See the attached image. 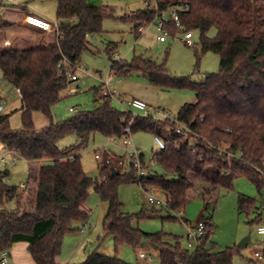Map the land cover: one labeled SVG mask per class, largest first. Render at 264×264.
Instances as JSON below:
<instances>
[{
    "label": "trees",
    "instance_id": "trees-1",
    "mask_svg": "<svg viewBox=\"0 0 264 264\" xmlns=\"http://www.w3.org/2000/svg\"><path fill=\"white\" fill-rule=\"evenodd\" d=\"M147 4L116 16L111 6L58 0L56 16L62 38L55 35L54 42L28 49L1 47L3 78L21 92V108L13 113L21 112L22 125L15 129L10 117L0 116V144L29 162L45 163L39 171L30 168L29 180L22 189L5 182L10 173L7 167L0 171V254L26 242L36 264H59L66 233L75 231L77 222L89 219L86 203L94 188L101 201L108 204L103 232L114 237L117 249L123 245L152 248L160 264H233L239 247L217 250L211 242L214 226L206 221L205 234L193 252L185 250L178 237L169 242L166 234H146L134 227V218L146 214H125L118 190L121 184L130 182L145 189L156 187L164 194L167 207L178 211L186 207L194 190L206 201L207 209L209 198L219 189L233 190L234 181L240 177L250 180L259 191L264 188V0H147ZM178 5H188L189 10L180 13L183 30L167 24L170 36L199 32L198 56L217 54V73L196 81L190 76H174L164 63L150 58L115 60L114 43L108 44L106 52L116 77L126 79L138 74L161 89L192 90L196 101L181 106L176 117L189 132L178 135L171 118L134 116L109 98L93 110L78 112L64 121L54 120L53 108L67 85V78L60 74L61 63L66 59L68 69L79 68L83 53L90 49V38L103 32L106 19L133 23L139 37L142 28ZM3 25L8 23L0 15ZM213 29L216 35L211 38ZM36 114L48 120L42 129L35 125ZM130 123L132 134L152 133L165 141L166 148L154 155L159 171L150 168L148 177L139 180L130 165L129 170L125 166L116 168L113 175L115 165L102 162L99 178L88 177L77 152L87 148L97 134L121 139ZM71 135L76 136L77 143L60 148V140ZM255 207V199L240 195V211L249 215ZM144 239L148 244L141 246ZM79 264L132 263L95 251Z\"/></svg>",
    "mask_w": 264,
    "mask_h": 264
},
{
    "label": "rangeland",
    "instance_id": "rangeland-1",
    "mask_svg": "<svg viewBox=\"0 0 264 264\" xmlns=\"http://www.w3.org/2000/svg\"><path fill=\"white\" fill-rule=\"evenodd\" d=\"M89 1L99 6L113 7L116 16L130 14L148 5L147 0ZM152 3V6H155L154 1ZM33 4L37 9L47 13L46 19L57 20V0H33ZM155 22L147 25L142 34L137 37L133 23L106 19L103 22V32L90 38V49L83 53L79 70H75V73L78 72L80 81L75 82L73 87L78 86V92L73 95H68L67 90L62 92L61 101L53 108L54 120L64 121L72 117L74 114L69 112L70 108H77L81 112L93 110L99 106L100 88L107 80L109 85L116 88L124 97L137 98L147 102L156 112L161 113V118H176L181 106L186 103H194L196 95L192 90L161 89L151 85L142 75L134 74L126 79L112 75L109 80V74H112L111 61L106 52L109 43L116 45V49L112 53L113 59L130 62L135 56L150 58L158 63H164L167 70L174 76H190L199 81L207 74L219 71L220 57L217 54L209 52L199 58V32L194 31L193 42L196 43L194 47H187L181 41L182 33L177 34L174 38H168L166 42H160L157 39L159 33ZM10 33L14 34L12 31ZM15 33L17 32L15 31ZM52 34L43 33L38 38L48 40ZM215 35L216 30H211L209 36L213 38ZM0 98V105L5 109H11V113L20 110L19 94L3 78L1 68ZM114 104L124 110L122 106L115 102ZM10 121L13 128L20 129L22 125L20 111L13 113ZM34 121L37 129H42L48 124V120L42 114H36ZM131 139L145 162L154 170L159 171L160 168L154 159V155L159 151L155 135L138 132L133 134ZM76 143V136L71 135L60 140L59 146L66 148ZM103 150L106 151L103 154L104 160L109 153L115 155L116 159L111 161L115 165L114 169H120L118 161L119 157H123L127 161L125 169L129 170V160L125 156L121 140L114 141V139L97 134L90 140L87 148L77 152L81 155L83 171L88 177L99 178L101 160L97 159L96 155L97 153L101 154ZM36 165V163L30 164L29 161L21 159L15 166H8L10 173L5 178V182L22 189L29 180L30 168H34ZM5 169L6 167L0 164V171ZM118 193L125 214L135 216L146 214V216L134 218L133 221V226L146 234H166L169 242H173V238L178 237L183 248L193 252V248H189L188 229L196 226L200 221H206L214 226L211 242L217 245V250L222 251L229 247L243 246L239 247L236 252L233 264H261L255 260L254 254L256 252L264 253V245L261 244L263 238L257 233L258 223L251 221L262 218L264 223V188L259 191L256 185L246 178H237L234 181L233 190L219 189L214 197L208 199L207 202H210V205L207 209L206 201L198 190L189 193L186 207L178 211H172L167 207L164 194L156 187H151L146 191L137 182L123 183L120 185ZM151 195L163 200V203L155 206L150 204L148 197ZM240 195L256 200V207L249 215L239 209ZM86 210L89 212L88 221L92 227L86 234H81L79 229L83 226V222H77L76 230L66 233L64 237L61 248L62 258H67L70 264L82 263L95 251L109 257H118L132 264L138 262L144 264L145 262L141 261L138 255L141 251H146L153 258L150 264H160L159 255L154 249H134L129 245H123L117 249L114 237L104 235L103 220L108 210V204L101 201L94 188L90 189ZM246 239H249V242L245 245L243 241Z\"/></svg>",
    "mask_w": 264,
    "mask_h": 264
},
{
    "label": "built area",
    "instance_id": "built-area-1",
    "mask_svg": "<svg viewBox=\"0 0 264 264\" xmlns=\"http://www.w3.org/2000/svg\"><path fill=\"white\" fill-rule=\"evenodd\" d=\"M189 10L188 5H178L170 10H168L166 13L161 14L159 17H157L155 25L158 31L157 39L160 42H166L168 38H170V33L167 29V24L169 22L173 23L178 30H183V26L181 24L180 20V13L181 12H187ZM154 23V22H153ZM25 24L31 27H34L36 29H39L43 32L47 33H54L57 37L62 38L61 35H59V28H60V22L58 20L50 21L48 19L30 14L25 17ZM145 29L142 28L140 31L143 32ZM194 37V31H187L182 32V37L180 38L181 41L187 46V47H194L195 42H193ZM118 58V56H117ZM61 69L60 74L64 75L67 78V85L65 90H67L68 95H73L78 92L79 87H73V84L75 82L80 81V77L78 76V72L75 73L74 70L68 69V61L66 59L63 60L61 63ZM79 70V68H76ZM75 69V70H76ZM112 73V72H111ZM112 74H109V80L112 78ZM16 91L19 94L20 100H21V92L19 89H16ZM101 94L99 96L100 103L103 102L105 99H111L113 102L117 103L118 105L122 106L124 110L133 112L134 116H143V117H153L154 119H165L161 118V113L156 112L155 109L150 106L147 102L137 99V98H126L123 95L120 94V92L116 88H112L108 80L105 82L101 88H100ZM11 109H5L3 106L0 105V116L3 117H11L13 112L11 113ZM70 113L76 114L79 112L77 108H70ZM172 121L175 123L176 128L175 132L176 134L180 135L184 130H187L189 132V129L187 126L181 124L177 121V118H171ZM131 123L128 125V127L124 130V135L121 139L123 151L125 152V156L129 160V165L132 168L134 175L137 179H142L144 177H148L149 170L151 168L150 165H148L142 155L139 154L138 149L134 146L132 141V132L130 129ZM187 135V134H186ZM113 139V138H112ZM116 139H114L115 141ZM187 140V137L184 138V141ZM155 141L158 145V153L162 152L166 148L165 141L160 137H155ZM106 151L103 150L101 154L97 153L96 158L101 160L102 162H106L108 164L111 163V161L115 158V155L113 153H109L107 158L104 160L103 154ZM120 160L118 161V165L120 167L125 166L126 159L123 157H119ZM23 157L21 154L15 150H7L2 144H0V164L8 167V166H15ZM155 161L156 158L154 157ZM149 187L146 189V191L150 190ZM148 201L152 205H161L163 203V200L157 199L156 196L151 195L148 197ZM167 204V202H166ZM92 227V224L87 220L83 222V226L79 229L81 234H86L87 231ZM257 233L259 236L264 238V225H258L257 226ZM205 234V222L200 221L196 226L188 229V240H189V248H193L195 251L197 247L199 246L200 240L203 238ZM139 259L145 264H150L153 260L152 256L146 253L145 251H141L139 253ZM254 258L257 262H264V253H258L256 252L254 254ZM0 264H9V252H4L0 256Z\"/></svg>",
    "mask_w": 264,
    "mask_h": 264
},
{
    "label": "crops",
    "instance_id": "crops-1",
    "mask_svg": "<svg viewBox=\"0 0 264 264\" xmlns=\"http://www.w3.org/2000/svg\"><path fill=\"white\" fill-rule=\"evenodd\" d=\"M92 6H99L87 0ZM58 3V0H57ZM34 11V12H33ZM41 14L38 15L37 13ZM36 15L46 19V14L40 9H37L33 0H0V15L8 25L0 26V46L12 45L19 49H28L35 47L39 44L48 45L55 41V34L53 33L48 40L38 38L41 34H48L34 27L25 24V17L27 15ZM14 34H11L10 32ZM15 31L17 33H15ZM16 90V89H15ZM124 94L127 92L122 91ZM141 97V96H140ZM142 98V97H141ZM143 99V98H142ZM100 102V100H99ZM21 113V112H20ZM30 164L36 163V169L39 171L43 166V161L29 162ZM252 222V221H251ZM258 225H264L263 219L257 220ZM263 238V237H262ZM264 245V238L261 241ZM62 253L58 258L59 264H70L67 258H62ZM160 261V260H159ZM264 264V262H260ZM9 264H36L29 252V244L26 242L16 243L11 250H9ZM137 264H140L139 262ZM145 264V263H144Z\"/></svg>",
    "mask_w": 264,
    "mask_h": 264
},
{
    "label": "water",
    "instance_id": "water-1",
    "mask_svg": "<svg viewBox=\"0 0 264 264\" xmlns=\"http://www.w3.org/2000/svg\"><path fill=\"white\" fill-rule=\"evenodd\" d=\"M115 172H116V170L114 169V168H112V174L114 175L115 174ZM249 242V239H246V240H244L243 241V243L246 245V243H248ZM148 244V240L147 239H144L143 241H142V244H141V246H145V245H147ZM239 247H243L242 245L241 246H239Z\"/></svg>",
    "mask_w": 264,
    "mask_h": 264
}]
</instances>
